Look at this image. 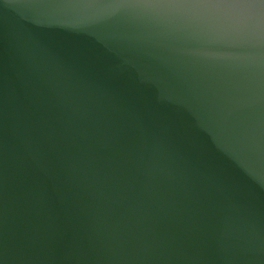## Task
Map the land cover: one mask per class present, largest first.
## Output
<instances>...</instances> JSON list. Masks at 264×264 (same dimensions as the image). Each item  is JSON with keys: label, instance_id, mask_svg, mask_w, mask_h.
<instances>
[{"label": "water", "instance_id": "water-1", "mask_svg": "<svg viewBox=\"0 0 264 264\" xmlns=\"http://www.w3.org/2000/svg\"><path fill=\"white\" fill-rule=\"evenodd\" d=\"M0 264H264V0H0Z\"/></svg>", "mask_w": 264, "mask_h": 264}]
</instances>
